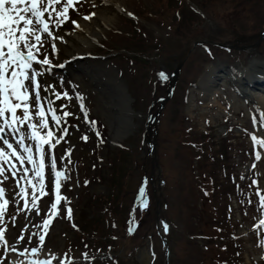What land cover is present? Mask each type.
Returning a JSON list of instances; mask_svg holds the SVG:
<instances>
[{"label": "rangeland", "instance_id": "1", "mask_svg": "<svg viewBox=\"0 0 264 264\" xmlns=\"http://www.w3.org/2000/svg\"><path fill=\"white\" fill-rule=\"evenodd\" d=\"M87 1L82 0L76 5L75 11L70 10V19L80 20L81 16L88 11L97 10L98 5L109 22L102 26L103 31L97 38V43L92 42L87 46H81V50L100 53L102 44L113 50L120 46L129 47L130 41L141 45L136 36L123 37L117 42L112 40L110 44L103 39L104 35H109L110 29L118 24V19L121 18L118 14H129L132 11L137 16L150 15L144 7H138L142 3H147L148 0H112L113 5H102L99 1L89 4ZM205 1L202 0V2ZM206 6L202 8L205 11L203 16L207 20L200 22L201 25L198 28L200 36L225 43L229 46L225 49L231 52L212 48L211 55H207L199 46H196L189 53L187 50L190 45L182 39L175 38L176 33L172 26L170 31L174 32L173 35L166 26H159L162 22H166L163 21L165 17L171 16L168 7L155 8L154 11L158 10L155 13L158 15L156 18L149 16H146V20L139 18L138 26L142 34H145L152 43L159 44L162 52L160 56L154 53L149 54L152 63L141 66L145 74L142 75L140 82L139 78L134 81L136 97L143 98L139 96L142 90L141 92H147L149 99L145 103L137 100L134 108L139 105L138 109L141 114H135L133 129L123 138L116 139L117 142H125L126 147L129 148L125 152L130 156L123 159L121 156L119 158L115 156L112 160L110 158L111 147L107 144L103 147L100 141L95 143L98 138L95 129L85 122V113L101 118V121L105 120L104 117H100L102 112L97 105V90H91L84 97L78 94L80 99H77L73 84L77 89L79 83L76 84L75 80L68 78L60 71L51 72L48 75V71L44 68H34L44 74L47 83L54 87L56 93H68L71 99L61 96L65 101L62 109L73 115L62 120L59 126L46 116L49 129L41 130L42 134L48 130H54L56 138H59L64 135L60 131L62 128H67L68 132L61 144L56 145L54 149L49 150L48 145L43 146L49 153L44 161V195H41L39 191V180L34 173L29 171L27 179L33 180L35 192H33V185L27 184L26 179H21L23 169L20 168L18 162L16 163L19 170L16 171L15 177H12L11 172L7 171V165H4L6 170L3 175H0V185L4 188L5 200L8 204L4 206L5 211L0 215V231L3 232L9 248L6 250L0 243V264H4L5 261L15 264L17 260L23 261V264H29L30 260L43 258L42 252L47 253L46 259H50L51 256L56 257L52 260V264L69 259L72 264H89L97 257L96 254L103 257L104 250L100 252L97 250L95 254L84 250L81 244L83 239L81 240L78 232L70 226L69 219L66 218L67 214H63V206L60 207L67 204L66 208H71L76 218L82 206V203H79L81 196L84 204L81 215L85 212L96 220H103L107 216L109 220V214L111 218H118L121 227L104 228L106 230L105 243L97 241V238L96 240L90 238V240L94 247L99 246L97 242L105 244L102 247L107 244L111 245L106 250L110 251L114 257H118L121 264H165V259H168V262L171 261L169 264H219V260L224 264H264L262 262V259L264 261V247L261 246V241H264V228L255 227L259 220L264 218V214L258 209L259 198L255 195L257 189L264 190V147L255 145L251 138L255 135L257 139L264 140V122L261 121V115L264 114V102H249L246 98L243 101L242 98L235 97L233 87L230 83H226V78L220 81V89L218 86L219 92L221 91L219 96H226V99L217 97L221 103H215L213 98H210L208 103L204 104L198 89L201 87L198 80L210 67L217 65V60L233 63V58L236 57L233 51H241L255 44L256 37L250 35L253 29L248 31L247 26L254 27L264 21V0H260L255 7H249L247 0H207ZM252 10L258 11L255 23L250 22L254 15ZM68 25L70 23L66 22L59 30ZM99 42L102 44L98 45ZM46 47L48 48V45ZM254 49L247 50L249 53L245 52V55L241 56L244 66L254 57L264 60V38ZM43 54L49 55L52 60H57L49 48L48 53ZM185 55L186 59L182 62ZM237 57V61H241L238 55ZM105 61L107 60L101 59L104 65H106ZM180 63L183 64L177 76L176 92L164 103L159 113H157L159 104L156 103L149 112L151 119L147 120V106L152 100L166 94L170 81L167 76H170ZM230 65L233 66V64ZM161 68L166 79L160 78ZM127 70L131 73L128 68ZM152 80H155L153 85ZM41 96L44 98L42 88ZM30 103L34 114L35 104ZM81 105L84 111H81ZM18 113V115H23L21 110H18ZM254 117L256 118L255 125L253 124ZM32 122L38 125L39 117L34 116ZM147 123L149 133L145 130ZM185 127L192 129L191 138L197 137L200 131H210L217 140L220 134L226 132L227 129L234 135L232 139L228 138L230 140V143L228 142L230 162L236 168L240 180L245 179L244 182L247 183L251 178L258 182L256 185L251 184L245 203H243L246 208L241 216L237 209L238 203L232 197L223 200L217 191L218 188L226 186L220 162L212 163L207 158L197 160L193 157L196 150L185 148L186 151H183L178 147L180 142H177V139L189 137ZM24 129H27L26 124ZM145 131L147 136H144ZM81 134H84L83 137H87V140L82 139ZM4 135L12 134L5 132ZM108 141H113L110 136ZM51 142L55 143V139ZM27 143L33 144L34 142L28 140ZM240 148L243 150L242 153ZM207 149L211 148L208 146ZM257 152L261 155L260 160L255 158ZM36 158L39 160V157ZM52 158L57 160V170L64 173L60 181V193L64 199L57 206V210L60 211L56 210L55 215H51L52 189L56 184L51 169ZM119 159H122L121 165L115 167V172H113L114 167L111 168V177L107 179L105 168L108 169L109 164L113 165L115 161H120ZM94 163H96V172L90 177L84 169ZM253 164L256 165L255 168ZM24 167L29 170L32 168L27 163ZM215 171V179L220 186L214 183L213 187V183L207 176L208 173L213 175ZM97 175L102 177L100 181L96 179ZM87 177H89L88 181ZM142 178L147 181L144 188L146 198L149 195L150 199L149 209L140 214L141 201L134 204L132 202ZM105 184L108 186L105 187ZM21 187L25 189L23 196L20 195ZM86 190L89 191L84 195ZM97 192L105 195L107 200L100 201L93 197L95 193L98 196ZM88 193H90L89 196H87ZM33 195L37 197L35 207L32 206ZM25 201H27V207H25ZM130 202L132 203L133 220L139 216L140 225L129 236L124 234L122 225L127 209L130 208ZM3 204L4 202L0 203V205ZM224 204L229 205L228 216H222L220 213L221 205ZM89 205L93 206L88 207ZM114 207H119L117 213L112 211ZM240 217L241 222H239ZM46 218L50 219V223L47 228H44L43 220ZM165 225H167V231L164 230ZM109 231L117 235L113 243H109L111 235ZM228 231H234L231 237L228 236ZM41 235L45 236L43 244L39 241ZM165 235H167L171 249L168 258L164 256L161 243V236ZM224 241H229L230 245L219 246ZM12 246L16 248V252L11 251ZM33 247L39 249L36 256L31 255ZM25 249H27L26 256H20L19 253ZM153 251H156L158 256L155 262H153Z\"/></svg>", "mask_w": 264, "mask_h": 264}, {"label": "snow or ice", "instance_id": "2", "mask_svg": "<svg viewBox=\"0 0 264 264\" xmlns=\"http://www.w3.org/2000/svg\"><path fill=\"white\" fill-rule=\"evenodd\" d=\"M82 0H0V175L5 172L4 165H7V171H10L12 177L16 176L17 163L23 171L21 172V179H26L27 184L33 185L32 179H27L29 171L34 173L35 177L39 180V191L44 195V169L45 159L48 157V151L44 149V145H48V149H54L56 145L61 144V141L67 135L68 129L62 128L60 131L64 134L56 138L52 130H48L42 134L43 129H49V124L46 119V113L43 108V103H47V113L51 115L52 120L57 126L60 125L62 120L66 117L73 115L71 112L64 110L62 116L56 114L51 100H44L41 96L42 81L38 78L42 75L37 67L49 68L51 61L46 45L51 46V51H57V45L52 43V40H62L63 37L54 35L51 30L53 27L60 29L62 25L69 22L76 27H79L76 20L70 19V10L75 11L76 5L80 4ZM95 7V5H93ZM90 14L83 18L90 20ZM131 15V13H129ZM51 38V39H49ZM43 54V58H38ZM161 79H166L164 73H160ZM44 91H52L56 99L63 96L66 99H71L67 92L56 93L52 85H45ZM77 99H80L78 96ZM35 104V112L33 114L31 103ZM18 110H21L23 115H18ZM81 111H84L81 105ZM39 117V124L33 123V119ZM87 118V113H85ZM261 121L264 122V114L261 115ZM94 124L95 121H92ZM27 129H24V125ZM253 124H256V118H253ZM12 135L5 136L4 133ZM252 141L255 145L264 147V140L257 139L252 135ZM55 139V143L51 141ZM87 140V137H82ZM15 141V146L12 142ZM31 140L34 143L28 144L27 141ZM102 142V141H101ZM36 157H39L37 160ZM14 158V160H13ZM256 160L261 159L259 152L256 153ZM31 165L29 170L25 168V164ZM256 165L253 164V168ZM51 169L56 179L55 184V202L51 205V215L56 214L57 206L64 199L60 195V181L64 173L57 170V160L51 159ZM243 179V177H241ZM87 183V181L85 182ZM145 184L147 181L144 182ZM258 182L254 179L252 184L256 185ZM18 186V182H17ZM33 192L35 186L33 185ZM4 188L0 187V199H3ZM20 195H25V189L20 188ZM255 195L259 198L258 209L264 214V190L257 189ZM140 207H147L148 201L146 199V192L144 186L139 189ZM37 197L33 195L32 206H36ZM251 203V200H249ZM8 201L5 200L3 205H0V215L5 211V205ZM27 207V201H25ZM39 215V211L37 210ZM67 218L72 219L71 208L67 209ZM50 223V219L43 220L44 228ZM75 227V225H73ZM256 228H264V218L260 219ZM167 231V225L164 228ZM45 236L41 235L39 241L44 243ZM0 243L3 244L7 250L9 245L5 240L4 234L0 231ZM261 246L264 247V241H261ZM12 252H16L14 246L11 247ZM39 252L37 247L31 249V255L36 256ZM27 249L20 252V256H26ZM51 259L45 260H30L29 264H52ZM4 264H9L5 261ZM15 264H23V261L17 260ZM58 264H72L69 260H60Z\"/></svg>", "mask_w": 264, "mask_h": 264}, {"label": "bare ground", "instance_id": "3", "mask_svg": "<svg viewBox=\"0 0 264 264\" xmlns=\"http://www.w3.org/2000/svg\"><path fill=\"white\" fill-rule=\"evenodd\" d=\"M105 5L107 3L113 4L112 0H98ZM101 7H97L95 11V15L90 21H83L79 23L78 30L75 32H68L67 34L62 35L63 39L67 42L66 44H58L60 50L59 53L61 56L72 57L73 55L79 54L81 51V46H87L88 44L95 42V40L101 35L102 26L108 24L109 19L104 14V12L100 9ZM80 50V51H79ZM63 57V58H65ZM77 61V60H75ZM99 63V62H98ZM96 62L86 61L81 64V69L78 70V74L76 70L69 67V71H67L68 76L71 79H77L81 82V85L84 89H87V84H92L93 87L96 88V81L99 82L100 85L104 82H109V84H105L104 90V100L100 103L101 110L106 111V114L103 111V115L107 118L109 126L111 128L110 135L113 140L121 137L128 128V122L132 120V116L128 114L129 106H127L124 101L123 95L119 92L114 85V79L109 74L108 70L102 66L100 68H94ZM251 70L244 68L243 70L239 68L238 65H234L236 69V74L232 75L233 68H229L227 70L232 76L239 77L241 80L244 77L241 75L247 76L246 83L239 82V84L243 87L242 95H244V90L248 89L246 95L250 96L251 99H255L258 102H264V64H258L257 62H252L250 64ZM226 70V69H225ZM104 71L108 72V75L105 74ZM110 71V70H109ZM112 73V71H110ZM228 75V74H227ZM100 76V77H99ZM226 76V72L224 69L220 67L209 68L204 75L198 80L201 85L200 88V96L203 100L204 104L208 103L209 98L212 96L215 103L219 102V99L216 97V94L221 95V92L218 91V86L222 77ZM85 78H89V82L87 83ZM97 78V79H96ZM256 81L254 82L253 80ZM93 80V81H92ZM104 81V82H103ZM234 82V80H233ZM253 84H249V83ZM110 86V88L108 86ZM248 88H246V87ZM239 97L240 95H236ZM245 97V96H244ZM110 120V121H109ZM53 257V256H51Z\"/></svg>", "mask_w": 264, "mask_h": 264}, {"label": "trees", "instance_id": "4", "mask_svg": "<svg viewBox=\"0 0 264 264\" xmlns=\"http://www.w3.org/2000/svg\"><path fill=\"white\" fill-rule=\"evenodd\" d=\"M107 200V199H106ZM106 233V232H105ZM105 233H103L102 235L105 236Z\"/></svg>", "mask_w": 264, "mask_h": 264}]
</instances>
